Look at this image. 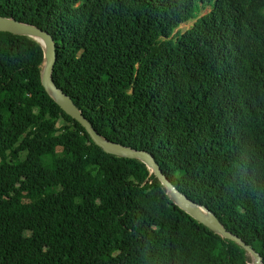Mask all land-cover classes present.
<instances>
[{"label": "trees", "instance_id": "obj_1", "mask_svg": "<svg viewBox=\"0 0 264 264\" xmlns=\"http://www.w3.org/2000/svg\"><path fill=\"white\" fill-rule=\"evenodd\" d=\"M0 16L49 32L53 80L97 132L150 153L264 264V0H0ZM43 69L39 42L0 32V264H253L98 147Z\"/></svg>", "mask_w": 264, "mask_h": 264}, {"label": "water", "instance_id": "obj_2", "mask_svg": "<svg viewBox=\"0 0 264 264\" xmlns=\"http://www.w3.org/2000/svg\"><path fill=\"white\" fill-rule=\"evenodd\" d=\"M0 32L30 37L41 44L44 51V69L42 72L43 86L55 102L62 108V110L82 125L98 147H100L107 154L122 158L140 160L152 171L162 185L166 187L169 197L181 210L214 233L220 235L222 238L231 240L244 248L251 255L253 264H263L262 256L253 247L248 245L238 236L229 232L211 211L181 193L163 174L159 164L150 153L147 151L134 150L130 147L115 143L97 132L71 97H69L62 89L57 87L53 80V72L57 56L56 44L53 36L49 34V32L31 24L19 22L14 18L1 16Z\"/></svg>", "mask_w": 264, "mask_h": 264}, {"label": "rangeland", "instance_id": "obj_3", "mask_svg": "<svg viewBox=\"0 0 264 264\" xmlns=\"http://www.w3.org/2000/svg\"><path fill=\"white\" fill-rule=\"evenodd\" d=\"M209 11H210V9H207L205 11H202L201 16L204 15V14H206V13H208ZM192 24H193V22H189L187 24H184V25H182L180 27V30L184 32V31L188 30L192 26Z\"/></svg>", "mask_w": 264, "mask_h": 264}]
</instances>
